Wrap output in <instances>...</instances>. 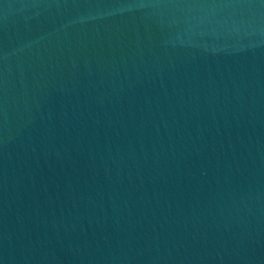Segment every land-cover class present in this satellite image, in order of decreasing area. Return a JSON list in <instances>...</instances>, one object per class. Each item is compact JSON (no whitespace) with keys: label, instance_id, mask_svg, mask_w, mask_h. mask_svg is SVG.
I'll list each match as a JSON object with an SVG mask.
<instances>
[{"label":"water","instance_id":"1","mask_svg":"<svg viewBox=\"0 0 264 264\" xmlns=\"http://www.w3.org/2000/svg\"><path fill=\"white\" fill-rule=\"evenodd\" d=\"M0 264H264V0H0Z\"/></svg>","mask_w":264,"mask_h":264}]
</instances>
